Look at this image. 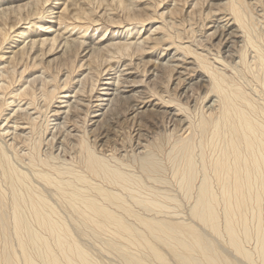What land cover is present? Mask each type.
Wrapping results in <instances>:
<instances>
[{"label": "bare ground", "instance_id": "bare-ground-1", "mask_svg": "<svg viewBox=\"0 0 264 264\" xmlns=\"http://www.w3.org/2000/svg\"><path fill=\"white\" fill-rule=\"evenodd\" d=\"M48 1L26 0L0 9V52L10 50L8 59L0 67V264H99L79 244L73 228L82 235L85 234L83 229L95 235L106 234L103 244L125 264H150L148 260L171 264L170 258L174 264H237L236 260L224 257L218 250L220 246L206 238L199 226L189 222L191 220L186 222L189 216L212 235L224 237L223 242L233 253L252 264L256 256L245 249L236 233L237 224H241V234L246 240L251 234L243 215L249 206L255 209L253 216L258 222L254 233L253 219L249 221L257 238H253L256 240L253 249L258 255L256 260H260L258 264H264V202L261 199L264 196V0H224L220 17L212 16L211 9L205 14L201 12L200 5L207 4L206 0H171L174 8L177 1H183V7H190L187 17L198 12L201 19L186 42H182L181 32L171 35L165 30L166 27L174 29V22L155 27L154 32H162L160 38L148 35L144 40L135 38L144 23L152 20L151 15L145 18L143 15L147 4L143 8L136 5L142 0H109L113 10L121 14L117 22L108 15V9L101 7L106 0H85L98 5L93 12L100 15L95 20L91 19L94 15L91 10L80 6L81 0H66L58 22L48 23L45 28L39 24L43 35L27 40L36 30L26 28L17 34L21 42H9L10 31L21 22L29 24L36 19L40 23L49 22L45 21V17H49L43 14L51 15L55 8L45 10L43 6ZM176 11L170 10L171 13ZM69 13L74 22L86 20L96 25L106 20L114 29L105 40H96L93 35L84 38L89 25L64 24L63 15ZM163 15L157 17L162 19ZM206 20L211 24L208 29ZM98 29L101 27L91 32ZM103 30L105 33L107 28ZM149 41H153V46H165L166 51L167 47H173L171 59L163 63L156 57V61H160L157 62L159 68L169 72L167 83L174 78L172 73L177 74L172 90L184 91L174 97L162 91L163 96L155 90V82L162 76L151 73L155 77L154 84L150 91L146 90L150 97H157V102L143 100L140 95L136 99L123 97L121 85L129 81L120 73L110 78L112 83H107L112 88L106 90L111 92L97 97L107 102V110L98 115L101 118L92 124H95L94 129L86 130L88 115L78 107L88 74L78 79L74 101H61L69 98L67 94L59 96L73 81L74 68L79 69V63L86 57L87 68L98 61L104 64L113 56L131 59L133 55L144 53ZM176 57H181L182 61L178 62ZM190 58V68L178 72L179 64ZM56 60L70 63L59 64L57 72L50 71L49 67ZM46 67L49 73L45 72ZM30 70L33 73L23 80ZM62 71L65 75L59 84L58 76ZM93 90L91 87L89 94ZM106 95L107 98H100ZM180 97L185 103L180 102ZM139 104L142 106L138 108ZM99 108L97 111H101L102 107ZM140 108L145 110L138 112ZM7 110L10 111L6 113ZM193 110L196 112L191 118ZM73 111L76 113H71ZM128 111L137 120L142 113H152L155 118L165 116L169 124L180 130L169 140L167 156L177 189L190 201L186 221L162 202H172L173 197L154 187L165 183L159 177L164 171L155 149L142 144L146 133H136L137 137L132 139L136 151L143 149L140 155L135 154L134 146L131 153L128 151L122 156H115L113 150L108 155L98 153L97 150L108 147L103 142L97 147L101 130L110 125L108 119ZM62 115L63 121L56 122ZM42 118H47V122L39 132ZM67 122L72 124L70 130H67ZM76 129L81 132L80 136L71 134V130ZM67 145L72 146L73 150L69 151L74 152V164L61 160L59 153ZM144 179L152 184L147 185Z\"/></svg>", "mask_w": 264, "mask_h": 264}, {"label": "rangeland", "instance_id": "rangeland-1", "mask_svg": "<svg viewBox=\"0 0 264 264\" xmlns=\"http://www.w3.org/2000/svg\"><path fill=\"white\" fill-rule=\"evenodd\" d=\"M25 1L26 0H11V1L10 0H2L1 1L2 4H0V9L6 7L7 5L22 4ZM28 1H31V0H28ZM41 1H43V0H41ZM65 1L66 0H49L43 6L44 9L46 8L45 10L50 9V8H53V9L55 8L53 10V12H52L53 14H51V15H49L48 13H45V15L43 14V17L44 16H48L49 17V18L45 17V21L49 20V22L40 23V20L39 19L32 20V22L29 23V24L27 23V21L26 22H21L18 26L14 27L10 31V34H12V35H10L11 36V39L9 40V42H11L12 40H14L12 42H15V40L17 42H21L19 40V37H17L18 36L17 34L22 29H26V28L27 29L36 30V32H33V34H31L32 36L30 35L29 38H27V40H29L30 37H33L35 35L36 36L37 35L38 36L39 35H43L44 34V31L41 28L39 29V27H38L39 24H43L44 25V28H45V26H47L48 23L49 24H54V23L58 22L59 12L62 9L63 3ZM81 1H80L79 4H80V6H82V8L85 7V9L87 8V10H91L92 12L93 11L96 12V10H95L96 9V7H95L96 3L93 5V4H88L89 3L88 1H86V2H85V0L84 1L81 0ZM206 2H207V4L205 3L204 6L200 5L201 12H203V14H205V13H207V11L209 9H211L212 16L213 15H216V16L220 17L219 12L220 13L223 12L222 11L223 10L222 9L223 8L222 3L224 4V0H206ZM172 3L173 2H171V0H142L140 2H137L136 5H137L138 8L139 7H142L143 8V7H145L144 5L147 4L146 5L147 10L144 12L145 14H143V15H144V18H145V15H151L152 16V20H148V21H146L144 23V25L140 28L139 35H136L135 38H137L139 40H142V39L144 40L147 37V35L150 36L153 39L154 38H160V35H161L162 32H160V31L159 32H154L155 27L160 26V24H162V23L163 24H167L169 22H174V25H175V28L176 29L175 28L174 29H170L169 27H166L165 30L170 31V34L171 35L172 34H176L177 31L178 32H181L182 33V37L184 38L182 40V42L183 41L186 42L188 40L186 37H188L190 39L189 36L192 37V34L191 33L197 30V24L201 21V19L199 18V14H198V12H196V14L193 17L189 18L186 15H187L188 11L190 10V7L189 8H187L186 6L183 7V5H182L183 4V1H180V2L177 1L176 5H175V8H174V6H172ZM96 6H98V5H96ZM101 7L104 10L108 9L107 10L108 11V15H111L112 16V19H113L114 22H117V20H120L119 18H121V14H118L117 12H115L113 10V8H114L113 7V4L110 3L109 0H106L105 2H103L102 5H101ZM102 8H100V11H102L101 10ZM172 9H175L177 11L175 13L174 12L171 13L170 10L172 11ZM218 9L221 10V11H216ZM259 11H260V8H259ZM156 13H158V14L163 13L164 15L161 16L162 19L158 18L157 17L158 14H156ZM69 15H70V13L63 15L64 18H65V22L63 21L64 24H67V25L74 24L76 26H86V25H89L88 31H87L86 36L84 38H88V36H92L93 35V38H95L96 40L99 39V38H103L105 40V39H107V38L110 37L109 31H111L112 29H114L113 28L114 26H110L109 25V23H111L110 21L107 22L106 20H104V22H101V20H100V21H98V23L96 25L91 24L92 25L91 26L90 24H88V21H86V20H81L80 22L79 21L74 22L70 18ZM94 15H95V13H94ZM94 15L91 16V19H94L95 20V19H97V17H99L100 14L98 15V13H96V15H98V16H96V15L94 16ZM210 20H208V21L206 20L204 22L205 24H207V27H206L207 29H208V27H211V24H209V21ZM34 23H36L35 24L36 26L34 25ZM89 23H91V21H89ZM178 24H180V25H178ZM32 26H34V27H32ZM95 27H97V28L101 27L102 30L101 29H98V31L92 33L91 30H93ZM136 27H140V26L139 25H136ZM105 28H107V31L104 33V30L103 29H105ZM131 28H132V26H131ZM206 28H205V31H207ZM186 30L188 32H190V33H188ZM13 32H15V33H13ZM102 33H104V36H101ZM208 33H210V32L208 31ZM124 34H125V32H123L120 35L121 42L124 41V40H122L123 37H124ZM197 36H198V34H197ZM72 38H74V37H72ZM84 40H85V43L88 42L87 39H84ZM176 43H178V42H176ZM152 44H153V41L152 42L149 41L147 45L145 44L146 46H145L144 53H140L138 55H133V57L131 59L129 57H126V58H117L116 56H113L112 59H108V61L106 63H104V64H99L100 62L98 61V62H95V63L90 64V66H89L90 68H87L88 66L85 65V64H87V62H86L87 57H86V59L84 58L85 60H83L82 63H79V64H81V67L79 69L74 68V71L75 72L71 75V77L73 78V81L64 88L65 90H63V92L59 96H61L62 94H67L69 96V98H64L61 101H64L65 99H70L71 102L74 101L75 91H76V89L79 86V84H77L78 79H80L84 75L88 74V78H87L88 83L84 87L85 93H83V96H81V98H82V99H80V100H82L80 102L81 105H79V107H78L81 111L86 110V113L88 115V117H87V119L85 121L86 122V125L85 126L83 125L84 128L85 127L87 128L86 130H90V129L92 130V129H94L95 124L94 125H92V124L95 121H98L101 118V117H98V115H100L105 110H107V108H108L107 106H109V105H106L107 102L106 101H100L97 97L100 96V95H105L103 93H106V92L107 93H110L111 92L110 90H106V89H111L112 88V86L108 85L107 83H112V80H110V78H112V77H114V76H116V75H118L120 73H121L120 75L123 74L122 75L123 77L121 76L123 79L127 78L126 82L129 81V82L123 83L121 85L120 91H121L123 97H128V98H133L134 97L133 99H136V97H138L140 95V96H143L144 97L143 100H151V101H153V103L157 102V100H156L157 97H150L149 96L150 94L148 93V90H146V88H147L150 91L151 87H153V84H154V81L152 79L155 78V77L153 75L151 76V73H153L154 75L155 74L156 75L157 74L158 75L160 74L162 76L161 79H158L157 82H155L156 83V85H155L156 87L155 86L154 87H155V90L156 91H160L159 93L163 94V96H165V93H163V92H166V91L170 94V96L172 95L173 97H174V94L177 95V94H180L181 92L184 91V89L183 90H181V89L172 90L174 84L176 83V78L175 77H177V74L176 73H172V76H174V78L171 77L170 82L167 83V76H168L169 72L168 71L165 72L164 69L159 68V64L158 63H160V61L159 62L156 61V57H158L159 59H161V62H163V63L165 61L171 59V56H173V53H174L173 47H171V46L167 47L170 51L169 50L166 51V50H163V49L166 48L165 46H162V45L153 46ZM165 44L168 45V42L167 43L165 42ZM184 44H188V43H184ZM8 46H9V44H7L5 46V48H8ZM151 46L154 47V48H156V50H153V48ZM206 46L209 47V44H206ZM192 48H194V47H192ZM199 49L201 50V48H199ZM200 50H197V51L199 52ZM9 51L10 50L5 49L4 52L3 51L0 52V55L1 54L3 55V58L0 59V67L2 66V64H5L6 60L8 59V57L10 55L9 54ZM222 55L224 57L227 54H222ZM176 58L179 59L178 62H181L182 61L181 60V57H176ZM130 60H131V62H130ZM171 61H174V60H171ZM76 62L77 61H75V63ZM191 62H192V59L190 58V59H187L184 62V64H181L180 63L179 64L180 66L178 68V72L179 71L182 72L185 67L186 68H190V63ZM67 63L69 64L70 62H67ZM67 63H65L64 60H56V61H54L52 63L53 65H51L49 67L50 68L49 70L50 71H53V72H55V70H56V72H57L58 71V68L60 69V65L59 64H67ZM171 63H173V65L176 64L174 62H171ZM42 64H45V62L43 61ZM76 65L77 64H75V66ZM49 70L47 68L45 70V72L46 73H49L50 72ZM32 71L33 70L27 71L26 74H24L25 77L23 76V80L26 78V76H28L29 74L33 73ZM63 71L58 76V78L61 79L60 82H59V84H61L62 80L64 79L65 72H63ZM35 72L37 73L38 72V69L35 70ZM228 74H230V71H228ZM89 77H90V79H89ZM131 81H134V82L132 83ZM20 83H22V82H20ZM172 83H173V85H172ZM88 84H89V87L90 88L89 87L87 88ZM157 84H158V86H157ZM148 86L150 88H148ZM91 87H92V90L93 89L94 90L89 94V91H90ZM13 88H15V87H13ZM194 89H197V88L195 87ZM200 91H202V89ZM86 94H87V96H86ZM107 97H108V95L103 96V97H100V98H107ZM179 100H180L181 103H185V99L184 98H181L180 97ZM137 103H139V102H137ZM190 105H192V103ZM54 106H57V103ZM141 106L139 104L138 105V108L141 107ZM99 107H102L101 108V111H97L98 109H100ZM103 107H105V108H103ZM144 110L145 109L142 110L140 108V109H138V112L144 111ZM9 111L10 110H7L6 113L9 112ZM195 112L196 111H194V110H193V112H191V118L194 117ZM71 113H76V112L73 111ZM146 114H143L142 113V114L138 115V120L139 121L137 120V117H135V118L132 117L133 114L130 111H128V112H121L120 115H118V116L114 115V119H112V117L110 119H108V120H111V121H109V124L111 126L108 125L107 126L108 128L107 127H104L103 130H101L102 131V134L101 135L99 134L100 136L97 135V136H99V139L101 140V141L99 139L97 140V147H98L99 144L100 145H103V144H101L102 142L104 143V145H107L108 147L107 148L104 147L103 151H99V150H97V151H98L99 154H104L105 153L106 155H108L110 153V151L113 150L112 152L115 154V156H122L123 154L127 153L128 151H129L128 152V154H129V153H131V151L134 150V148H135V151H136L135 143L133 142L134 141V138L137 137V135L135 136V134L136 133H139V134L140 133L141 134L146 133V134H144L145 137H146L145 138V141H143L142 144L145 143V145H148V147H150L151 149H153V151L155 149L154 152L156 153V156H157L156 158L159 161V164H160V166L162 167V169L164 171V172H162L159 175V177L161 176L160 179H163L165 181V183H163V184H155V185L153 184V185H154L155 188H158V190H160L161 192H164L165 191L164 193L168 194L169 197H171V198L173 197L174 201H172V202L169 201V203H168V202H166L167 200H162V202L165 203V204H167L166 206L169 207V208H171L172 209L171 211L174 212L176 215H178V218H180L181 220H185L186 221L187 216H189L188 213H187V209H189V205L188 204H190V201L187 198H185V197L183 198L182 191L178 190L179 188L177 187L176 181L171 177L170 164L168 162V156H167V152L169 151V146H170L169 145V142L172 141L173 137L176 134H178V132L180 130L179 129L178 130L175 129L172 124H169L168 123L169 120H167V118H165V116H160V117L159 116H156V118H155V116L152 115V113H146ZM79 116L80 117L81 116L83 117V115H79ZM149 116H151V117H149ZM63 117H64V115H62L59 118V120L56 121V122H59V123L62 122L63 121ZM52 119L53 118H51V120ZM165 119H166V121H165ZM46 122H47V118L46 119L42 118V120L39 121V126H38L39 127L38 128V131L39 132H41L44 129V127H45L44 124H46ZM78 124H80V123H78ZM165 125H166V127H165ZM66 127H68L67 130H70L72 128L71 122H67ZM114 127H115V129H114ZM164 127H165V130H164ZM77 129L75 131L74 130H71V134L72 135L80 136L81 135V132L77 131ZM79 130L81 131L80 128H79ZM168 130H169V132H168ZM105 135H107V136H105ZM114 135H116V136H114ZM106 137H108L109 139L106 138ZM74 139H76V138H74ZM132 139H133V141H132ZM61 140H62V138H61ZM91 140H92V138H91ZM105 140H107V143L104 142ZM71 141L74 143V140H71ZM112 144H114V145H112ZM133 146H134V148H133ZM63 149H64L65 152L63 151V152L59 153L60 156L62 157L61 160L65 161V162L68 161L67 164H69V161H70V164H74V162H75L74 152L71 151V153H70V151H69V150H73L72 149V146L70 147V145H67ZM142 150H143L142 148H138L135 154L138 153L137 155H140V153L142 152ZM137 174H139V173H137ZM145 180L146 179H144V181ZM145 183L147 185H151L152 184V183H150V181H147V180L145 181ZM171 193L173 195H171ZM261 199L264 202V196ZM174 202H176L177 204H174ZM249 207L245 210L246 212L244 211L243 215L245 217V223H246V221H247L246 224L249 223V225H247L246 228L249 231V233H248V231H247V233L248 234L251 233L250 234L251 236L248 235L247 240L244 238V236H242L243 234H241L242 233L241 232L242 231L241 224H237L238 227L236 228V233H237V235L239 236L240 239L246 240L244 242L241 240V242L244 245L245 249L248 250L252 254L253 257L256 256V257L252 258V264H258V263H260V260H258V261L256 260V259H258L257 258L258 255L256 254V252H254L255 249H253V247L255 248V246H256V240H257V238H255L256 234H254V233L256 232V228L255 227H257V224L256 223H258V222H256L257 220L255 221V218L256 217L253 216V215L256 214L255 211H254L255 209H253L252 206H249ZM249 209H250V211L252 209L254 212L251 211L253 213H250ZM247 211H248V213H247ZM218 213H220V215H221L222 212H221L220 209H219V212ZM182 214L184 215V217H183ZM249 216H250L251 219L249 218ZM184 218H186V219H184ZM189 220H191V221H189ZM250 220H252L253 222L255 221L254 224L251 221L252 222V225H251V223L249 222ZM188 221L191 222L192 224L194 223L196 227L199 226L198 229L201 230V232L203 233V235L206 238H208V239H210L212 241L214 240L213 241L214 244L216 243L215 245L217 247H218V245L220 246V247H218V250L219 251L220 250L222 251V252L220 251V253L224 257H226L229 260H233V262L236 260L235 263H237V264H250V263L244 261L237 254L233 253V251H231V249L229 248V246L225 242H223L224 241V239H223L224 237H222V238L220 237L219 238V237H216V236L212 235V233H210L206 228H204L203 226H201L199 223L194 222V220H192L190 218V216L188 217V219H187L186 222H188ZM221 223L222 222H220V224ZM250 225H251V227L253 229L255 228L254 231H253V229H251ZM239 227L241 228V230H240ZM72 231H73L74 236L76 237V239L78 238L77 240H78L79 244H81V246L84 249H86V251L89 253L90 257L92 256L91 257L92 259L95 258L94 260L97 261V263H99V264H125L122 260H119L120 258L118 257V255L115 252L110 251V250H107V248L103 244L102 241L104 240L103 238H106V234L103 233V234H97V235H95L89 229H83V232L85 233L84 235H82V234L78 233L77 231H75L74 228H73ZM95 237H97V238L95 239ZM216 238H218V239L216 240ZM253 238H255L256 240H254ZM98 240H99V242H98ZM254 241H255V243H254ZM223 243H225V245ZM223 247H225V248H223ZM0 248H1V244H0ZM161 249H162L163 252H165V250L163 248H161ZM105 250H106V252H105ZM231 256H232V258H231ZM233 256L236 257V258H234ZM169 261H170L171 264H174V262L171 260V258L169 259ZM148 262H150V264L151 263L157 264L153 260H152V262H151V260H148Z\"/></svg>", "mask_w": 264, "mask_h": 264}]
</instances>
